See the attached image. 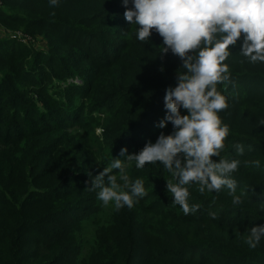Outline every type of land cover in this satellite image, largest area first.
Masks as SVG:
<instances>
[{
    "label": "trees",
    "instance_id": "16d2710c",
    "mask_svg": "<svg viewBox=\"0 0 264 264\" xmlns=\"http://www.w3.org/2000/svg\"><path fill=\"white\" fill-rule=\"evenodd\" d=\"M125 10L122 0H60L56 6H50L48 0H0V27L42 36L52 48L47 54L42 52L31 59L33 51L20 49L23 45L19 43L0 45V132H4L0 133V142H8L6 149L0 148V168L6 170L0 176V185L5 186L0 191V264H61L59 260L68 259L72 246L68 242L59 247L51 244L64 240L66 230L76 222L75 217H85L93 210L76 205L82 193L75 195L71 190L57 188L59 167L53 170L50 181L39 185V178L27 172V154L12 151L18 133L30 130L29 123L33 122L32 127L41 128L43 134L50 136L62 130L57 131L59 127L53 124L57 117L66 122L79 121L82 109L70 114L59 104L62 101L74 108L76 102L70 98V92L75 87L63 90L57 87L60 94L53 102L46 94L49 82L62 83L71 78L79 70L78 60L93 61L100 55L101 62L109 66L121 63L127 66L124 76H118L119 81L110 92L112 102L115 106L121 103L119 110L127 116L120 126L130 127L129 132L141 124L152 130L156 128L160 134L169 135L173 131L171 123L163 129L155 125L166 115V89L177 85L176 73L183 71V61L170 50L162 54L163 40L154 29L148 43L137 40V26L126 28L131 24L124 18ZM55 38L64 42L61 47H55ZM133 40L138 41L137 45H132ZM116 41L119 59L110 62L106 50ZM230 51L229 59L224 61L229 66L230 79L217 84V90L228 103L219 116L230 130L220 157L241 161L233 177L238 182L237 194L241 189L247 193L242 197L243 203L234 207L227 190L201 194L193 186L189 189V203L200 207L195 213L185 215L167 192L166 180L172 178L159 162L146 164L144 169L130 167L127 169L130 180L141 179L146 195L138 206L134 204L130 209L128 227L112 225L107 229L104 253L95 264H264V240L256 249H249L243 240L252 227L264 225V211L258 205L264 203L261 195L264 193V63L248 62L241 54L240 41L230 46ZM127 83L134 84L130 99L137 100L126 99ZM32 94L40 97L45 108L50 105L56 109L48 114L39 105H32ZM181 112L187 114L186 110ZM148 117L150 122L146 123ZM17 124L19 129L15 128ZM28 138L26 133L20 144ZM237 143L245 146L242 156L233 147ZM137 146L131 147L129 154ZM75 150L72 146L55 154L66 158L65 153ZM211 159L219 162V157ZM16 160L21 161L20 176L27 184L20 191L9 186L16 176L11 177L8 169ZM34 186H41V190H34ZM92 202L95 204V200ZM98 202L102 203L96 197ZM105 211L104 206L102 212ZM69 236V240L74 238L71 233ZM45 247L56 249L45 255L42 252ZM57 250L59 256L55 258ZM139 258L142 261L137 263Z\"/></svg>",
    "mask_w": 264,
    "mask_h": 264
},
{
    "label": "clouds",
    "instance_id": "9594fccd",
    "mask_svg": "<svg viewBox=\"0 0 264 264\" xmlns=\"http://www.w3.org/2000/svg\"><path fill=\"white\" fill-rule=\"evenodd\" d=\"M48 2L56 6L60 0ZM122 6L125 20L137 26V40L148 43L154 29L163 40L162 54L170 50L183 61V71L176 73L177 85L166 89V115L155 125L163 129L171 123L173 131L161 133L138 153L127 155L122 148L121 158H112L110 166L92 179L90 189L97 190L103 206L131 209L146 190L141 179L130 180L127 169L133 162L136 169L159 162L172 178L166 180L167 192L185 215L200 207L189 203L193 186L201 194L227 190L233 206L239 207L247 193L241 189L237 194L238 182L233 177L241 161L220 157L230 130L219 116L228 103L217 84L230 79L224 61L230 46L238 41L248 62L264 63V0H122ZM233 147L238 156L244 154L243 144ZM214 156L219 162L211 159ZM113 170H119L123 183ZM258 205L264 211V203ZM243 240L249 249H256L264 240V225L252 227Z\"/></svg>",
    "mask_w": 264,
    "mask_h": 264
},
{
    "label": "rangeland",
    "instance_id": "374dc122",
    "mask_svg": "<svg viewBox=\"0 0 264 264\" xmlns=\"http://www.w3.org/2000/svg\"><path fill=\"white\" fill-rule=\"evenodd\" d=\"M132 27V25L126 26L127 29H131ZM55 39V47H61L64 42L60 41L59 38ZM13 42L23 45L19 47L20 49L33 51L31 59L42 52L47 54L52 49L42 36L27 35L21 29L8 28L1 25L0 45L6 43L11 46ZM131 42L132 45L133 43L134 45L138 43V41L134 40ZM117 44L118 42L116 41L111 49L106 50L110 62H115L119 59L117 58L119 51L116 47ZM192 54L191 52L189 53V55ZM73 58L77 59L76 57ZM227 59H229V56ZM78 61L79 70L75 71L71 78L62 83L52 84L49 82V89H47L46 94L50 97V101L55 102L57 101V95L60 94V90L57 87H60L61 90L68 86L75 87V90L70 92V98L76 102L75 106H73L74 108H71V104L63 103L62 101L59 104L64 108V111L70 114L74 113L75 110L82 109L79 121L66 122L63 118L57 117L54 119L53 124L59 127L57 131L62 130L58 134H51L50 136L43 134L41 128L36 129L32 127L33 122L29 123L30 130L18 133L17 142L12 147L14 153L24 151L27 154V158H25L27 172L39 178L37 181L39 185L50 181L54 175L53 170L59 167L60 175L57 181V188L61 191H72L75 195L82 193L80 197L78 196L79 198L75 202L76 205L83 208L86 207L85 209L93 207V210L87 216L74 218L76 222L68 227L64 240L51 244L57 247L63 242L71 244L72 247L67 253L68 259L59 260L61 264H95L99 255L104 253L103 249L107 229L112 225L121 228L128 227L129 223L126 219L131 210L125 206L117 211L110 204L107 207L105 206L106 211L102 212L104 206L100 202L96 203L97 190L90 189L92 187L91 181L103 172L105 167L110 166L112 158H121L120 151L122 148H126V154L130 155L131 147L138 145L134 149L133 154H135V151H140L147 142L155 141L158 134H160V131H156V128L152 130L143 124L139 125L133 132H129L130 127L122 128L120 126L127 116L126 113L124 114L122 110H119L122 106L121 103H117L115 106V103L112 102L110 92L112 86L119 81L118 76H124L126 65L116 62L112 66H109L108 63L101 62L100 55H97L93 61ZM33 68L35 70L38 69L36 66ZM31 70L29 69L28 71ZM30 79L28 78V80ZM129 80L133 81L132 78ZM125 87L126 93L124 94L126 99L128 101L137 100L130 99L133 96L130 89L134 87V84L127 83ZM31 98L32 101L30 102L32 105H39L48 114H50V111L56 109L50 105L45 108L37 94H32ZM148 122H150L149 117L146 120V123ZM15 128L19 129L20 125H15ZM0 133L3 135L4 132L1 131ZM26 133L29 138L20 144ZM7 145L8 142L6 140L0 142L1 149H6ZM72 146H75L76 150L65 153L68 160L60 158L58 154H55L59 149L64 150ZM20 164L21 161L16 160L11 164L10 169H8L11 177L16 176L15 182H9V186L13 187L15 191H20L27 185L26 180L20 176ZM134 166L135 163L133 162L130 167ZM76 169L77 171L73 172ZM15 170L17 173L14 175ZM5 171V169L0 168V176ZM118 171L113 170V174L117 173L118 182L123 183L119 181ZM81 186L83 187L81 188ZM4 188V185H0V191L5 190ZM34 188L36 191L41 190V186H34ZM93 200H95V204H93ZM82 201L84 202L82 203ZM140 202L141 199L135 205L138 206ZM115 218H117L116 222H114ZM69 233L74 237L72 240H69ZM55 249V247H45L42 252L45 255H51ZM122 254L120 252V255ZM58 256L59 252L57 250L54 257L57 258ZM120 260L126 261L125 258H120ZM141 261L139 258L136 262L139 263Z\"/></svg>",
    "mask_w": 264,
    "mask_h": 264
}]
</instances>
